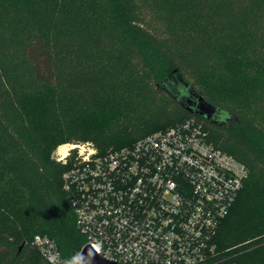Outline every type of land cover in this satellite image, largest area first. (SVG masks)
Here are the masks:
<instances>
[{"label": "trees", "instance_id": "16d2710c", "mask_svg": "<svg viewBox=\"0 0 264 264\" xmlns=\"http://www.w3.org/2000/svg\"><path fill=\"white\" fill-rule=\"evenodd\" d=\"M174 72L221 121L164 88ZM191 118L249 170L215 259L264 264V0H0V264H49L36 235L65 260L86 242L59 145L105 154Z\"/></svg>", "mask_w": 264, "mask_h": 264}, {"label": "built area", "instance_id": "2783aa9c", "mask_svg": "<svg viewBox=\"0 0 264 264\" xmlns=\"http://www.w3.org/2000/svg\"><path fill=\"white\" fill-rule=\"evenodd\" d=\"M206 135L191 118L105 154L91 141L59 145L83 247L117 264H221L213 238L249 170ZM33 244L63 264L48 236Z\"/></svg>", "mask_w": 264, "mask_h": 264}, {"label": "water", "instance_id": "95a60500", "mask_svg": "<svg viewBox=\"0 0 264 264\" xmlns=\"http://www.w3.org/2000/svg\"><path fill=\"white\" fill-rule=\"evenodd\" d=\"M162 85L174 96H178L180 102L191 112H196L202 116L212 119L213 122L222 120L223 115L214 116L215 108L207 104L202 96H199L189 83L186 82L177 72H174L171 77L165 79ZM81 251L90 253L92 256L91 264H117L112 261L104 259L96 251H94L89 245L84 246Z\"/></svg>", "mask_w": 264, "mask_h": 264}, {"label": "clouds", "instance_id": "9594fccd", "mask_svg": "<svg viewBox=\"0 0 264 264\" xmlns=\"http://www.w3.org/2000/svg\"><path fill=\"white\" fill-rule=\"evenodd\" d=\"M92 256L90 253L80 251L63 261V264H91ZM49 264H55L54 260L50 257Z\"/></svg>", "mask_w": 264, "mask_h": 264}, {"label": "rangeland", "instance_id": "374dc122", "mask_svg": "<svg viewBox=\"0 0 264 264\" xmlns=\"http://www.w3.org/2000/svg\"><path fill=\"white\" fill-rule=\"evenodd\" d=\"M65 143H69V142H65ZM65 143H63V144H65ZM63 144H61V145H63ZM52 156H53V153H52Z\"/></svg>", "mask_w": 264, "mask_h": 264}]
</instances>
